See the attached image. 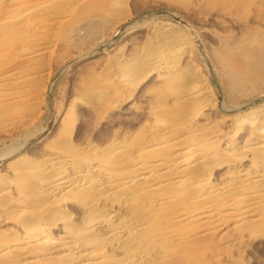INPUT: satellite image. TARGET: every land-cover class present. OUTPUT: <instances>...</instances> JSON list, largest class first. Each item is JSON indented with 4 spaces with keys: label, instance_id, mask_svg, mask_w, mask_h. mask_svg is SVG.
<instances>
[{
    "label": "rangeland",
    "instance_id": "374dc122",
    "mask_svg": "<svg viewBox=\"0 0 264 264\" xmlns=\"http://www.w3.org/2000/svg\"><path fill=\"white\" fill-rule=\"evenodd\" d=\"M36 1L41 3L46 1L45 4H49L50 8L45 11L41 9L40 13H37ZM60 1L63 0H0V9L2 10H0V22L7 20L11 23H17L26 17L31 19L28 22L29 28L27 26L24 27V35L28 34L27 40H25L26 38L23 39L22 28L15 29L11 33L8 31V34L6 33L8 36L5 35L7 39L13 41V46L8 48L6 46L0 47L5 48H3V53H1L0 49V93L1 91L5 93L14 91V94L19 96L15 100L14 105H12L14 108L12 107L11 112L0 113V192L3 189V194H11L12 192L13 196L22 197L23 199H18L22 201V205L27 206L25 202L28 203V201H25L26 198L20 195L23 194L20 190L25 185H23L24 181L19 173L24 168L29 170L31 174L33 173L32 175H39V173L43 172V168L47 163L52 162L56 158L57 160L60 159L59 163H61L56 165L60 166V169H64L63 171L69 172V175L73 174L74 167H79L83 168V173L87 176H95L94 179L102 180L103 177L94 175L93 169L89 170L85 166V163L87 162L86 164H88L89 160L90 163L94 164V160H97L100 151L103 155L108 153L106 158L111 155L120 160L122 159L121 163L118 164L119 168H116L120 169L122 167L124 169L125 165L130 164L131 159H135V156L153 158L155 153L161 154L162 151L163 154L171 151L174 147H177V144H185L193 140H205V142H208V146L205 147L203 145V150H208V155L203 160L206 163H203V174L198 175L196 171H193L190 174V178H193L189 179V183L195 180L194 177L197 179L203 178V182H206L208 187L211 186L209 191L212 199L207 204L212 205L211 207L214 210L210 214L188 218L185 223V219H181V221L180 219L175 220L172 218V213L169 212L168 208L162 210L163 207L153 204L155 202L151 198V193L150 198L146 193L136 194L143 201V205L150 206L153 212L154 210L157 212H154V215H157L158 220L155 217L149 219L157 221L156 229L159 227L157 231L161 235L160 239L158 238L159 241L156 240V244L154 243L156 246L153 247V243H149L153 241L152 239H145L149 245L145 241L134 244L135 246L131 253L136 254L137 264H139L138 262L140 264H150V262L152 264H174V262H169L173 260L178 262L181 259V263L178 262L177 264H264V205L262 204L264 203V152L259 153L261 151L260 147L264 145V91L260 95L257 92V89L259 91L261 87H264V80L263 82L250 81L247 70L249 68L247 67L248 65L252 66L254 64L256 66L260 64L264 68V0H117L112 12L107 15L108 21L113 20L109 25H106V27L103 25L104 28L102 26L96 27L98 28L95 29L96 32L98 31L96 35L89 34L78 38L73 36L72 33H66L63 28L64 25L67 27L65 22L77 20L74 13L62 18L65 21L61 25L58 24L56 26L57 22L55 21L59 18L55 6ZM3 3H7V5ZM25 9H28V11ZM17 13L18 16H16ZM4 15L10 16L4 19ZM39 15L42 16L40 17ZM37 17L40 18L37 19ZM48 18L52 21L47 20L49 22H45ZM30 25L33 26V29ZM43 28L46 29L43 30ZM0 41L2 42V39ZM43 43L44 45H42ZM37 45H41L44 48L39 53L40 56L26 67L21 52L28 49L27 46L34 47ZM227 49L232 54L227 52ZM160 55L172 59L174 69L176 68L177 70L173 74V81L171 80L168 83L169 86L166 84L167 101L169 103L172 102V98L174 99L175 95L183 91L192 90L196 94L194 96L195 99L190 102L191 108L195 107L197 109L195 112L196 117L193 119V121H196L187 123V125L189 124L188 126L182 124L181 119L172 118L170 115L164 117L163 114L156 110L155 98L150 89L156 86L159 87L163 81V78L159 77L158 71L153 66V61ZM257 56L260 58L259 60H256L258 59ZM39 57L41 58L39 59ZM18 63L20 64L18 65ZM21 63L23 66H20ZM151 63L153 64L150 66ZM246 67L247 69L245 70ZM20 68L22 71L24 70V72L19 74L21 79L13 80L6 77L8 73H14L15 71L18 73L21 71ZM4 72L7 74L3 75ZM241 72L244 74L243 78L239 76ZM86 85L88 86L87 90L84 89ZM89 87L97 90L95 91L97 92L95 96H99L101 103L89 98V93L87 94L86 92L89 91ZM169 87L172 91H168ZM172 87L174 89L177 88L173 90L171 89ZM106 108H108L105 112L106 114L104 113L100 117L99 109L102 111ZM153 108L154 110H152ZM96 110H98V113ZM166 120L168 122H165ZM178 121L181 123L178 124ZM189 127L192 130L194 128V130L192 131ZM261 127L263 129H260ZM150 128L153 129L151 130ZM169 130L173 132L168 134ZM191 131L192 133H190ZM181 135L185 138L184 143V138ZM189 135L192 136L191 140ZM210 136H213L212 139ZM161 141L163 142L161 143ZM58 143H60L61 147L64 144V147L61 148ZM51 144H54L55 147H52L54 145L50 146ZM148 144L157 145L153 149L146 148L145 151L143 148ZM124 147L126 148L124 149ZM159 148L160 150H158ZM71 149L75 152L72 150L70 153ZM242 149L244 150L241 152ZM76 151L79 154L81 153L80 156L82 153L84 155L83 151H85L84 157L86 153H90L86 156L88 159L86 157L83 158V156H81L82 158L78 157L79 154ZM65 152H69L68 156L73 163L71 169L70 167H65L67 163L60 162V155ZM101 152L100 154H102ZM209 152L219 155L213 157V153L210 154ZM74 153H76L75 155L78 158ZM126 154L131 156L129 157ZM221 154L226 156L223 155L222 157ZM56 155L59 157L57 158ZM258 155L260 156L258 157ZM99 157H102V155ZM215 158L217 163L214 162ZM217 158H219L218 161ZM48 160L50 161L48 162ZM231 161L233 162L232 164ZM26 163L33 169L34 166L35 169H38L33 170L30 166L27 167L28 164L26 165ZM42 163L46 165L43 166ZM16 165H20L18 166L20 169ZM228 165H230L231 169ZM34 171L37 172L35 173ZM259 171L261 172L259 173ZM187 174H184L185 176L182 178H189ZM239 175H244L243 177L246 178H242ZM13 176H16V181L12 180L14 179ZM99 182V186L86 191L85 194L88 193L89 195V198L86 197L87 201L83 202L81 198H66L63 200L64 203L61 208L54 213L48 214V212H44L38 214V217H40L38 218L39 221L43 220L41 225H43L45 230L53 236L63 235L66 230L63 228V222L69 221L81 228L83 223L85 225L92 219L90 216L93 217L98 214H107L117 225H120L118 223L123 224L128 220V223L125 224L136 223L139 219L137 217L138 214L131 209L133 205L131 198L133 196H127L128 194L125 195L120 193V191H107L97 195V189L99 187L101 189L102 185H104L101 183L102 181ZM15 184L22 185L15 186ZM175 184L178 185V183ZM240 186L245 190L241 189ZM18 187L22 188H19L18 191ZM174 189H176L175 186H173ZM3 194L0 193V197ZM175 194L168 197L166 206L171 202L172 205L173 203L175 204L173 206L174 210L179 208V206V209L183 210H190L193 207L192 204L194 202H189L187 199L182 202L179 201L181 196L178 199L177 195H182L181 190L176 191ZM95 195L99 198L100 204L98 201V204H92L93 198L96 197ZM261 195L263 198H261ZM103 199L108 202L106 203ZM232 199L233 206L229 203ZM245 200L247 201L245 202ZM212 201H216L215 204ZM105 204L107 205L105 206ZM79 207L81 208L80 210ZM239 207L242 208L240 209ZM215 208H219V211ZM223 208H228V211L225 209L223 211ZM231 208L233 210L229 211ZM61 209L65 211L63 210L62 212ZM122 209L124 210L123 212ZM106 210L108 211L106 212ZM248 210L250 211L249 213ZM252 210L253 213L251 212ZM9 212L0 208V242L10 240L13 235L22 236L26 232L25 228H23L24 226H22L23 217L21 218L16 211L13 213ZM61 213H64V216ZM219 213L221 214L219 215ZM235 214L237 219L234 216ZM49 215L52 216L49 218ZM57 215H59V218ZM197 217H199V220ZM240 217H243L242 220L244 222ZM245 217L249 218L246 219ZM239 219L242 221L241 223L238 222L240 221ZM47 223L54 224L48 225ZM14 229L15 231L17 229V231L15 232ZM99 232L103 233L105 230L99 229ZM101 235H103L102 237H107L103 241H108L107 234ZM176 238L177 240H175ZM107 247L106 252L109 255L115 256V258L119 257L118 254L121 257L125 256L122 255L124 254L121 251L122 247L120 249L116 245L109 244ZM118 250L119 253L116 252ZM143 255L145 256L143 257ZM155 255H158V257Z\"/></svg>",
    "mask_w": 264,
    "mask_h": 264
},
{
    "label": "bare ground",
    "instance_id": "6f19581e",
    "mask_svg": "<svg viewBox=\"0 0 264 264\" xmlns=\"http://www.w3.org/2000/svg\"><path fill=\"white\" fill-rule=\"evenodd\" d=\"M30 1V0H29ZM39 1V0H38ZM41 1V0H40ZM120 1V0H119ZM35 2V1H33ZM37 2V1H36ZM115 2H117V0H69V1H60L59 3L56 4V12H57V16H58V20L55 21L57 22L56 26L59 24L61 25L63 23L62 18H65L67 15L74 13V16L77 17V20L74 22H65L67 24V27L64 25V29L66 31V33H72L73 36L75 37H85L86 35L89 34H94L96 35L95 29H98L96 27H100L103 25H105L104 27H106V25H109L113 20L108 21L107 20V15L110 14V12H112L113 8H114V4ZM14 3V2H13ZM20 3V2H19ZM45 2H37L35 4V6L38 7V12L40 13V10H46L48 8H50L49 4H45ZM6 4L7 3H3ZM2 4V5H3ZM29 4V2H28ZM8 6H9V2H8ZM19 6V5H18ZM7 7V6H5ZM3 7V8H5ZM14 7V6H11ZM33 7V6H32ZM30 7V8H32ZM1 8V7H0ZM2 8V9H3ZM28 8V9H30ZM7 9V8H6ZM16 9V7H15ZM28 9L26 11H28ZM1 10V9H0ZM20 10V9H19ZM2 11V10H1ZM11 13V12H10ZM22 13V12H21ZM7 14V13H6ZM9 14V12H8ZM13 14H15V12H13ZM20 14V13H19ZM36 15V14H35ZM44 15V14H43ZM3 16V15H1ZM8 15H4V19L6 17L7 19ZM10 16V15H9ZM8 16V17H9ZM16 16H18V13L16 14ZM40 16V15H39ZM42 16V15H41ZM40 16V17H41ZM51 16V14H50ZM14 17V16H13ZM36 17V16H35ZM40 17H37L40 18ZM12 18V17H11ZM3 20V18H1ZM10 19V18H9ZM35 19V18H34ZM36 19V20H37ZM29 20H31L30 18L26 17L23 20L19 21V22H15V23H11L10 21L7 20H3L0 22V40L2 39V42L0 43V47L1 46H6L7 48L9 46H13V41H11L10 39H7V37L5 35H7L8 31L11 33L12 30L15 29H19L22 28L23 31V39L26 38L25 40L28 39V34L24 35V27H28L29 28ZM49 20L50 22L52 20H50V18L46 19L45 22ZM35 21V20H34ZM33 21V23H34ZM44 21V20H43ZM47 21V22H49ZM36 23V22H35ZM40 20H39V24H40ZM44 23V22H42ZM38 24V23H37ZM35 25V24H34ZM41 25V24H40ZM45 25V23L43 24ZM42 25V26H43ZM32 26V25H30ZM37 27V26H36ZM41 27V26H40ZM103 27V28H104ZM38 28V27H37ZM42 28V27H41ZM40 28V29H41ZM67 28V29H66ZM33 29V26H32ZM46 29V28H45ZM43 28V30H45ZM50 29V28H49ZM47 29V30H49ZM27 30V29H26ZM37 30V29H36ZM29 31V29H28ZM64 31V32H65ZM37 32V31H36ZM58 32V31H56ZM7 33V34H6ZM20 34H22L20 32ZM71 34V35H72ZM98 34V33H97ZM13 35V34H12ZM69 35V34H68ZM8 36V35H7ZM11 36V35H10ZM26 36V37H25ZM13 37V36H12ZM74 37V38H75ZM9 38V37H8ZM21 38V37H20ZM19 38V39H20ZM109 38V37H108ZM82 39V38H80ZM99 40V39H98ZM250 41V40H248ZM37 42V41H36ZM42 43V42H41ZM40 43V44H41ZM45 43V42H44ZM44 43L42 45H44ZM253 44V43H251ZM242 45V44H241ZM250 45V44H249ZM235 46V45H234ZM49 47V46H48ZM172 47V46H171ZM233 47V46H232ZM4 48V47H3ZM3 48L1 49V53H3ZM20 48V47H19ZM26 48V47H23ZM28 49L23 50V52H21L23 54L22 58H23V62L25 64V66L27 67L28 65H30L32 63V61L34 62L35 58H37L38 56H40L39 53H41V50L44 48L41 47V45H37L34 47L31 46H27ZM227 48V47H226ZM225 48V49H226ZM231 48V47H230ZM229 48V49H230ZM5 49V48H4ZM221 49V48H220ZM223 49V48H222ZM254 49V48H253ZM20 50V49H19ZM169 51V50H168ZM249 51V50H247ZM14 52V50H13ZM227 52L228 51L227 49ZM253 52V51H251ZM255 52V51H254ZM153 53V52H152ZM163 53V52H162ZM172 53V52H171ZM231 53V52H230ZM243 53V52H242ZM241 53V54H242ZM43 54V53H42ZM168 54V53H167ZM226 54V53H224ZM232 54V53H231ZM244 54V53H243ZM153 55V54H152ZM174 55V54H173ZM177 55V54H175ZM244 57V56H243ZM41 57H39L40 59ZM247 58V57H246ZM245 58V59H246ZM258 58V56H257ZM18 59V58H17ZM260 58L256 59L259 60ZM16 60V59H15ZM14 60V61H15ZM22 60V59H21ZM39 61V60H37ZM261 61V60H260ZM19 62V60H18ZM22 62V61H20ZM154 64L151 63L150 66L153 64L154 68L158 71V75L159 77L163 78V81L161 82L159 87H152L150 89V91L153 93L154 98H155V107L156 110H158L161 114L164 115V117L166 116H171L172 118L176 117L177 119H181L182 120V124L187 125V123H191L193 121V119L196 117L195 116V112L197 111V109L195 107L191 108L190 102H192V100H194V96L196 95L194 92H192V90H188V91H181L182 93L177 94L174 96V99L172 98V102H168L167 101V93H166V84H168L172 79H173V74L176 70V68L174 69V63L172 59H169L168 57H165L164 55H160L158 58H156L154 61ZM248 62V61H246ZM251 62V61H250ZM263 62V61H262ZM261 62V63H262ZM20 63H18L19 65ZM27 64V65H26ZM258 64V63H256ZM18 65H16L18 67ZM149 65V64H148ZM180 65V64H179ZM227 65V64H226ZM20 66H23L22 63ZM32 66V65H31ZM35 66V65H34ZM140 66V65H139ZM259 65H248L247 67H249L247 69V67L245 68V70L247 69L249 72V76H250V81H258V82H263V77H264V68ZM264 66V65H263ZM30 67V66H29ZM224 67V66H223ZM227 67V66H226ZM243 67V66H241ZM32 68V67H30ZM151 68V67H150ZM182 68V67H181ZM21 69V68H20ZM180 69V68H179ZM237 69V68H236ZM241 69V68H240ZM27 70V68H26ZM142 70V69H141ZM244 70V71H245ZM7 71V70H6ZM28 71V70H27ZM156 71V72H157ZM179 71V70H178ZM188 71V70H187ZM238 71V70H237ZM235 71V72H237ZM8 72V71H7ZM10 72V70H9ZM22 72H24V70L19 71L18 73L15 71L14 73H6L4 72L3 75L5 74L6 77L12 78L13 80H17L18 78L21 77ZM177 73V72H176ZM1 74V73H0ZM155 74V73H154ZM237 74V73H236ZM239 74V73H238ZM241 72V74H239V76H241L242 78L244 77V74ZM122 75V74H120ZM183 76V75H182ZM181 76V77H182ZM23 77V75H22ZM180 77V76H179ZM239 77V78H241ZM247 77V76H246ZM8 78V79H9ZM154 78V77H153ZM1 79V78H0ZM3 79V78H2ZM21 79V78H20ZM181 79V78H179ZM190 79V78H189ZM234 79V78H233ZM236 79V78H235ZM248 80V78H246ZM3 80H6L5 78ZM238 80V79H237ZM245 80V79H244ZM2 81V80H1ZM173 81V80H172ZM236 81V80H235ZM157 82V81H155ZM241 82V81H240ZM246 82V80H245ZM248 82V81H247ZM180 83V82H179ZM236 83V82H235ZM238 83V81H237ZM1 84V82H0ZM82 84V83H81ZM172 84V82H171ZM176 84V83H175ZM243 84V83H242ZM252 84V83H251ZM254 84V83H253ZM238 85V84H237ZM240 85V83H239ZM169 86V84H168ZM171 86V85H170ZM180 86V85H179ZM189 86V85H188ZM245 86V85H244ZM151 87V86H150ZM174 87V86H173ZM171 88L173 90H175L174 88ZM243 87V86H242ZM8 88V87H7ZM13 89H15L14 87H12ZM94 88V87H93ZM85 90L88 89V86L86 85L84 87ZM183 89V88H182ZM181 89V90H182ZM185 90V88H184ZM11 91V90H10ZM97 90L95 89H90L89 87V91H86L87 94L89 95V98L91 100H96L97 102L99 101V96H95V94L97 95V92H95ZM168 91H172L169 90ZM180 91V90H179ZM264 91V87H261V89L257 92L260 95L261 93H263ZM169 93V92H168ZM179 93V92H178ZM257 94V93H256ZM20 95V94H19ZM23 95V94H22ZM21 95V96H22ZM20 96V98H21ZM170 96V95H169ZM17 97L19 98V96L17 94H14V91L12 92H3L1 91L0 93V113L1 112H11L12 110V105H14L15 100L17 99ZM198 98V97H197ZM104 99V98H103ZM151 100V99H150ZM102 101V99H101ZM100 102V101H99ZM104 102V101H103ZM96 103V102H95ZM101 103V102H100ZM152 103V102H151ZM195 103V101H194ZM107 104V103H106ZM190 105V106H189ZM21 106V105H20ZM14 108V107H13ZM101 108V107H99ZM110 108V107H108ZM106 108L105 110H102L103 108L99 109V116L101 117L106 110L108 109ZM112 108V107H111ZM96 109V108H95ZM23 110V109H21ZM112 110V109H111ZM154 110V108L152 109ZM18 111V110H17ZM98 113V110H96ZM16 112V111H15ZM259 113V112H258ZM106 114V113H105ZM156 115V114H155ZM107 116H109V114H107ZM207 116V115H206ZM152 117V116H151ZM163 117V116H162ZM206 118V117H205ZM208 118V117H207ZM165 120V119H164ZM161 121V120H160ZM196 121V120H194ZM193 121V122H194ZM162 122V121H161ZM165 122H168V120H166ZM179 122V121H178ZM27 123V122H26ZM30 123V122H29ZM163 123V122H162ZM181 122H179L178 124H180ZM207 124V123H206ZM150 125V124H149ZM148 125V126H149ZM194 125V124H191ZM203 125V124H201ZM253 125V124H252ZM147 126V127H148ZM155 126V125H154ZM196 126V125H195ZM210 126V125H209ZM153 127V126H152ZM213 127V126H212ZM263 127V126H262ZM260 129H263V128ZM154 128V127H153ZM152 128V129H153ZM166 128V127H165ZM169 128V127H167ZM171 128V127H170ZM182 128V127H180ZM209 128V127H208ZM151 129V128H150ZM151 129V130H152ZM156 129V128H155ZM174 129V128H173ZM187 129V128H186ZM185 129V130H186ZM189 129L192 130L191 127H189ZM196 129V128H195ZM203 129V128H202ZM163 130V129H161ZM166 130V129H165ZM194 130V128H193ZM192 130V131H193ZM197 130V129H196ZM199 130V129H198ZM209 130V129H208ZM149 131V130H148ZM160 131V130H159ZM167 131V130H166ZM189 131V130H188ZM192 131L190 133H192ZM201 131V130H200ZM211 131V130H210ZM173 132V131H172ZM170 130L168 131L169 133ZM180 132V131H179ZM205 132V131H204ZM216 132V131H215ZM151 133V132H150ZM162 133V132H161ZM186 133V132H185ZM189 133V132H188ZM208 133V132H207ZM107 134V132H106ZM152 134V133H151ZM148 134V135H151ZM164 134V133H163ZM167 134V133H166ZM201 134V133H200ZM214 134V133H212ZM219 134V133H218ZM260 134V133H259ZM108 135V134H107ZM185 135V134H184ZM198 135V134H197ZM206 135V134H205ZM208 135V134H207ZM210 135V132H209ZM217 135V134H216ZM155 136V135H153ZM182 136V135H181ZM180 136V137H181ZM196 136V135H195ZM222 136V135H221ZM225 135L223 134V137ZM264 136V135H263ZM262 136V137H263ZM178 138V136H176ZM179 137V138H180ZM184 138V136H182ZM181 137V139H183ZM194 137V136H193ZM211 137V136H210ZM213 137V136H212ZM211 137V139H212ZM215 137V135H214ZM260 137V136H259ZM155 138V137H153ZM175 138V137H174ZM192 139V136L189 135V139ZM195 138V137H194ZM225 138V137H224ZM249 138V137H248ZM261 138V137H260ZM115 139V138H114ZM162 139V138H160ZM169 139V138H168ZM176 139V138H175ZM190 139V140H191ZM197 139V138H196ZM223 139V138H221ZM230 139V138H229ZM123 140V139H122ZM126 140V139H125ZM129 140V139H127ZM174 140V139H173ZM264 140V139H263ZM114 141V140H113ZM112 141V143H113ZM157 141V140H156ZM171 141V140H170ZM188 141V140H187ZM186 141V142H187ZM194 141V140H193ZM188 142L185 144H177V147L171 151H167L166 153L162 154H157L155 153L154 157L151 158H144L141 156H135V159H131L130 164L128 165H123L124 169L121 167L120 169H117L116 167H118V164L121 163L119 158L116 157H112L110 155V157L106 158V156H108V153H106L105 155L100 154L98 155L97 160H94V164L89 163L86 164L85 166L86 168L93 169L94 171V175H98L103 177L102 180L99 179H94V177H90L87 176L86 174L83 173V168H75L73 170V174L69 175V172H65L63 171L64 169H60V166L58 167L56 164L59 163V160H57L55 158V160H52V162H49L50 160H48L49 163H47V165H43L44 163H42L43 166H45L43 168V172L39 173V175L35 174L37 171H34L35 175H32L29 170H26L25 168L22 169L19 173L21 179L24 181L25 187L23 189H21L20 191H22L23 197L26 198L25 202L27 204L26 205H22L21 202L18 198L20 197H15L13 196L12 192L11 194L9 193H2L3 194L0 197V208L3 209L4 211H10L9 213H13L14 211H16V213H18V215L21 216V218L23 217L24 220L23 221V228H25L26 232H22V236H17V235H13L10 240L4 241V242H0V264H137V256L135 253H131L133 247L138 244L141 243L142 241L148 240V239H152V242L149 243H153V247L156 246L154 245V243L156 242V240H158V238L160 237L157 229H156V224L157 221L155 220H151L149 218L151 217H155L156 220L157 219V215H154V212L152 211V208H150V206H145L143 205V201L136 195V194H142V193H146L148 195V197L150 198V193L152 194L151 198L153 199V204H158L160 207H163V209L168 208V210H170L169 212L172 213V218H174L175 220L177 219H185V223L188 221H186V219H190L191 217L195 216H203V214H210L214 208H212V205L207 204L211 199H212V195H210V191L209 189H211L206 182H203V178L197 179L194 177L195 180L190 181L189 183V179L190 178V174L194 171L197 172V174L202 175L203 174V160L206 158V156L208 155L206 150H203V145L205 147L208 146V142H205V140H196L194 142ZM208 141V140H207ZM215 141V140H214ZM140 142V141H139ZM163 141H161L162 143ZM166 142V141H165ZM181 142V141H178ZM185 142V138L183 143ZM210 142V141H209ZM212 142V141H211ZM264 142V141H263ZM66 143V142H65ZM90 143V142H89ZM118 143V142H117ZM123 143V142H121ZM119 143V144H121ZM227 143V142H226ZM262 143V142H261ZM175 144V145H176ZM260 144V142H259ZM54 144H51L50 146H52ZM58 145L60 146V143H58ZM95 145V144H94ZM111 145V144H110ZM122 145V144H121ZM137 145V144H136ZM157 144H148L147 146H145L143 149L146 148H150L153 149L156 147ZM171 145V144H170ZM223 145V144H222ZM226 145V144H224ZM249 145V144H248ZM256 145V144H255ZM258 145V144H257ZM49 146V147H50ZM87 146V145H86ZM90 146V145H88ZM99 146V145H98ZM107 146V145H106ZM105 146V147H106ZM112 146V145H111ZM110 146V147H111ZM114 146V145H113ZM128 146V145H126ZM173 146V145H171ZM211 147V145H209ZM52 147H55L52 146ZM57 147V146H56ZM61 147V146H60ZM64 147V144L61 148ZM97 147V146H95ZM121 147V146H120ZM141 147V146H140ZM139 147V148H140ZM204 147V148H205ZM228 147V146H227ZM245 147H247L245 145ZM82 148V147H81ZM80 148V149H81ZM88 148V147H86ZM93 148V147H92ZM101 148V147H100ZM109 148V147H108ZM126 147H124L125 149ZM220 148V147H219ZM231 148V147H230ZM239 148V147H238ZM248 148V147H247ZM258 148V147H257ZM94 149V148H93ZM106 149V148H105ZM209 149V148H208ZM212 149V148H211ZM214 149V147H213ZM222 149V148H221ZM255 149V148H254ZM261 151H259V153H263L264 152V145L263 147H260ZM259 149V150H260ZM58 150V149H57ZM65 150V149H64ZM73 149L70 150V153L72 152ZM76 150V149H75ZM114 150V148H113ZM142 150V148H141ZM160 150V148L158 149ZM215 150V149H214ZM244 149L241 150V152ZM251 150V149H250ZM55 151V150H54ZM53 151V152H54ZM74 151V150H73ZM79 151V150H77ZM77 154H79V152H77ZM96 151V150H95ZM127 151V150H126ZM144 151V150H143ZM149 151V149H148ZM220 151V150H219ZM232 151V150H231ZM46 152V151H45ZM75 152V151H74ZM81 152V151H80ZM84 155H85V151ZM92 152V151H90ZM98 152V151H97ZM214 152V151H213ZM213 152H209L210 154H212ZM228 152V151H227ZM226 152V153H227ZM230 152V151H229ZM234 152V151H233ZM237 152V151H236ZM251 152V151H250ZM253 152V151H252ZM255 152V151H254ZM44 153V152H43ZM48 153V152H47ZM55 153V152H54ZM58 153V152H57ZM69 152H65L64 154L62 153L60 156L62 163H67L65 167H70V169L73 166V163L70 160V157L68 156ZM74 153V155L76 154ZM95 153V152H94ZM51 154V153H50ZM60 154V153H58ZM81 154V153H80ZM80 154L78 155V157L82 158L81 156H83V158H85L87 155H89L90 153H86V156L84 157L83 153L80 156ZM93 154V153H92ZM112 154V153H111ZM114 154V152H113ZM116 154V153H115ZM130 154V153H129ZM232 154V153H231ZM27 155V154H26ZM100 155H102V157H99ZM128 155V154H126ZM215 155H219V154H215L213 153L212 156L215 157ZM222 155V154H221ZM220 155V156H221ZM224 155V154H223ZM222 155V157H223ZM242 155V154H240ZM46 156V155H45ZM44 156V157H45ZM57 156V155H56ZM77 157V155H75ZM105 156V157H103ZM120 156V155H118ZM117 156V157H118ZM129 157L131 155H128ZM217 156V157H220ZM226 156V155H224ZM260 155H258L259 157ZM47 157V156H46ZM52 157V156H51ZM54 157V156H53ZM59 156H57L58 158ZM77 157V158H78ZM126 157V156H125ZM133 157V156H132ZM237 157V156H236ZM257 157V158H258ZM49 158V157H48ZM87 158V157H86ZM226 158V157H225ZM230 158V157H229ZM254 158V156H253ZM256 158V156H255ZM88 159V158H87ZM95 159V158H94ZM126 159V158H125ZM219 158H217L218 161ZM232 159V157H231ZM230 159V160H231ZM264 159V158H263ZM27 160V159H26ZM74 160V159H73ZM79 160V159H78ZM93 160V159H92ZM216 158L214 159V162ZM45 161V160H44ZM88 161V160H87ZM128 161V160H127ZM226 161V160H225ZM228 161V159H227ZM234 161V160H232ZM231 161V164L233 163ZM236 161V160H235ZM246 161V160H245ZM92 162V161H91ZM239 162V161H238ZM258 162V161H256ZM255 162V164H256ZM264 162V161H263ZM23 163V162H22ZM217 163V162H216ZM260 163V162H258ZM14 164V163H13ZM28 163H26L27 165ZM61 164V163H59ZM206 164V163H204ZM223 164V163H222ZM225 164V163H224ZM235 164V163H234ZM254 164V163H253ZM254 164V165H255ZM22 165V164H20ZM18 165V166H20ZM23 165H25L23 163ZM64 165V164H63ZM243 165V163H242ZM247 165V164H246ZM249 165V164H248ZM252 165V164H251ZM17 166V165H16ZM17 166V167H18ZM30 165L28 164L27 167H29ZM230 165H228L229 167ZM239 166V165H238ZM257 166V165H256ZM16 167V168H17ZM26 167V166H24ZM31 167V166H30ZM237 167V166H235ZM254 167V166H253ZM259 167V166H257ZM20 169V167H18ZM119 168V167H118ZM126 168V169H125ZM211 168V167H209ZM208 168V169H209ZM226 168V167H225ZM230 168V167H229ZM249 168V167H248ZM252 168V167H251ZM30 169V168H29ZM31 169H33L31 167ZM35 169V166H34ZM33 169V170H34ZM38 169V168H37ZM35 169V170H37ZM68 169V168H67ZM66 169V170H67ZM205 169V168H204ZM231 169V168H230ZM242 169V167H241ZM240 169V170H241ZM245 169V168H244ZM253 169V168H252ZM32 170V171H33ZM259 170V169H258ZM91 171V172H93ZM225 171V170H224ZM118 172V174H116ZM246 172V171H245ZM256 172V171H255ZM261 171H259L260 173ZM188 173V174H187ZM208 173V172H207ZM225 173V172H224ZM258 173V172H257ZM264 173V172H263ZM116 174V175H115ZM187 174V176L189 178H182ZM243 174V173H242ZM223 175V174H222ZM237 175V174H236ZM249 175V174H248ZM247 175V176H248ZM251 175V174H250ZM240 176V175H239ZM244 176V175H243ZM240 176L242 178H246ZM256 176V175H255ZM12 177V176H11ZM14 177V176H13ZM30 177V178H29ZM231 177V176H230ZM250 177V176H249ZM16 176L14 177V181ZM105 178V179H104ZM228 178V177H225ZM237 178V176H236ZM253 178V177H252ZM255 179V178H254ZM213 180V179H212ZM224 180V179H223ZM239 180V179H238ZM258 180V179H257ZM12 181V182H14ZM99 181H102L101 183H103L104 185H102L103 187L100 189V187L97 189V195L102 194L103 192H115V191H120V193L123 194H128L127 196H133V198H131L132 201V211L136 212L138 215V221L136 223H131V225L129 224H125L128 223H118L120 225H117V223H114L113 220H111L110 217H108V215H104V214H98L96 216H90L92 219L90 220V218H88L90 221H88L85 225L83 223V226L77 227L75 225H73L72 223H70L69 221H65L63 222L64 225V229H66L64 231L63 235H57V236H53L51 235L49 232H47L45 230V228L43 227V225H41V221L43 222V220L39 221L38 218V214L40 213H44V212H55L57 210H59L61 208V205L64 203V199H68V198H81L83 200V202L87 201L89 198L88 193H86V191L88 189H94L95 186H99ZM242 181V179H241ZM246 181V179H245ZM21 182V180H20ZM211 182V181H210ZM222 182V180H221ZM226 182V181H225ZM230 182V181H229ZM234 182V181H233ZM237 182V181H236ZM18 183V182H16ZM175 183H178V185H176ZM216 183V182H215ZM14 184V183H13ZM217 184V183H216ZM258 184V183H257ZM17 184H15L16 186ZM18 185H22V184H18ZM17 185V186H18ZM213 185V182H212ZM220 185V184H219ZM232 185V184H231ZM173 186L176 187V189L173 190ZM221 186V185H220ZM229 186V185H228ZM232 186H235L234 184ZM262 186V185H261ZM10 187V186H9ZM255 187V186H254ZM253 187V189H254ZM15 188V187H14ZM17 188V187H16ZM19 188L22 187H18V191ZM241 189H243L242 186H240ZM252 188V187H249ZM232 189V188H231ZM247 189V188H246ZM1 190V189H0ZM17 190V189H16ZM181 190L182 195H177V198L179 196H181V198L179 199L180 202L185 201L186 199L189 200V202H194L193 207L190 210H183V209H179L177 208L176 210H174L173 206L175 205L171 202H169V204H167L166 206V200H168V197L172 196L173 194H175L176 191ZM213 190V189H212ZM218 190V188H217ZM245 190V189H243ZM252 190V189H251ZM263 190V189H262ZM222 191V190H221ZM230 191V189H229ZM7 192V191H6ZM93 192V191H92ZM228 192V191H226ZM260 192V190H259ZM21 193V192H19ZM90 193V192H89ZM95 193V192H94ZM225 193V192H224ZM247 193V191H246ZM252 193V192H251ZM250 193V194H251ZM254 193V191H253ZM252 193V194H253ZM256 193V192H255ZM262 193V191H261ZM260 193V194H261ZM249 194V191H248ZM97 195H95L96 197L93 198L92 200V204H96L98 199ZM118 195V194H117ZM136 195V196H135ZM238 195V194H237ZM237 195H235L237 197ZM121 196V195H120ZM146 196V195H145ZM234 196V197H235ZM239 196V195H238ZM87 197V198H86ZM99 197V196H98ZM115 197V196H114ZM219 197V196H218ZM22 198V197H21ZM20 198V199H21ZM24 198V199H25ZM105 198V197H104ZM119 198V196H118ZM256 198H260V197H256ZM261 198L262 195H261ZM23 199V198H22ZM87 199V200H86ZM176 199V200H178ZM247 199V198H246ZM74 200V199H73ZM101 200V199H100ZM104 200V199H103ZM147 200V199H146ZM170 200V199H169ZM172 200V199H171ZM214 200V199H213ZM217 200V199H216ZM243 200V199H242ZM251 200V199H250ZM258 200V199H257ZM105 201V200H104ZM121 201V200H120ZM145 201V200H144ZM222 201V200H221ZM241 201V200H240ZM239 201V202H240ZM247 200H245L246 202ZM20 202V203H19ZM72 202V200H71ZM106 202V201H105ZM108 202V201H107ZM106 202V203H107ZM111 202V201H110ZM175 202V201H174ZM187 202V201H186ZM188 202V203H189ZM211 202V201H210ZM214 202V201H212ZM216 202V201H215ZM215 202L213 204H215ZM225 202V201H224ZM19 203V204H17ZM99 203V201H98ZM97 203V204H98ZM124 203V202H123ZM127 203V202H126ZM129 203V202H128ZM152 203V201H151ZM218 203V202H217ZM226 203V202H225ZM229 203H231V206H233V199L229 201ZM242 203V201H241ZM260 203V201H259ZM29 204V205H28ZM90 204V203H89ZM100 204V203H99ZM112 204V203H111ZM131 204V203H130ZM227 204V203H226ZM252 204V203H251ZM256 204V203H255ZM264 205V203H262ZM102 205V204H101ZM107 204H105L106 206ZM123 205V204H122ZM190 205V204H189ZM217 206L221 205L219 203L216 204ZM228 205V204H227ZM103 206V205H102ZM118 206V205H117ZM254 206V204H253ZM94 207V206H93ZM96 207V206H95ZM121 207V206H120ZM131 207V206H130ZM177 207V206H176ZM191 207V206H190ZM248 207V206H247ZM244 207V208H247ZM83 208V205H82ZM117 208V207H116ZM125 208V206H124ZM159 208V207H158ZM212 208V209H211ZM240 208V207H239ZM242 208V207H241ZM240 208V209H241ZM243 208V209H244ZM258 208V207H256ZM260 208V206H259ZM264 208V206H263ZM81 208L79 207V210ZM101 209V208H100ZM99 209V210H100ZM126 209V208H125ZM129 209V208H128ZM160 209V208H159ZM216 209V208H215ZM219 208H217L216 210H218ZM226 211H228V208H223ZM248 209V208H247ZM255 209V207H254ZM14 210V211H13ZM62 212L64 209H61ZM60 210V211H61ZM93 210V209H92ZM117 210V209H116ZM130 210V209H129ZM157 210V209H156ZM233 210L232 208L229 209ZM236 210V209H234ZM238 210V209H237ZM236 210V211H237ZM13 211V212H12ZM50 211V212H49ZM65 211V210H64ZM85 211V210H84ZM108 210H106L107 212ZM118 211V210H117ZM116 211V212H117ZM124 210L122 209V212ZM128 211V210H126ZM131 211V210H130ZM158 211V210H157ZM216 211V212H217ZM239 211V210H238ZM260 211V210H259ZM67 212V211H66ZM69 212V211H68ZM111 212V211H110ZM222 212V211H221ZM247 212V211H246ZM250 211L248 210V213ZM253 213V210L251 211ZM7 213V212H6ZM99 213V212H98ZM103 213V212H101ZM157 213V212H155ZM218 213V212H217ZM236 213V212H235ZM57 214V213H56ZM66 214V213H65ZM70 214V213H69ZM68 214V215H69ZM115 214V213H113ZM159 214V213H158ZM168 214V213H167ZM221 213H219L220 215ZM224 214V212H223ZM234 214V213H232ZM232 214H230L232 216ZM240 214V213H238ZM246 214V213H244ZM259 214V213H258ZM256 214V215H258ZM1 215V214H0ZM61 215L64 216V213ZM90 215V214H89ZM126 215V214H125ZM124 215V216H125ZM171 215V214H170ZM214 215V214H213ZM251 215V214H250ZM255 215V214H254ZM52 215H49V218ZM59 218V215H57ZM67 216V215H66ZM70 216V215H69ZM123 216V215H122ZM166 216V215H165ZM217 216V215H216ZM226 216V215H225ZM228 216V214H227ZM230 216V217H231ZM236 216V214L234 215ZM259 216V215H258ZM13 217V216H12ZM81 217V216H80ZM233 217V216H232ZM231 217V218H232ZM252 217V216H250ZM256 217V216H255ZM260 217V216H259ZM55 218V217H54ZM62 218V217H60ZM118 218V217H117ZM120 218V217H119ZM199 217H197L198 219ZM206 218V216H205ZM204 218V219H205ZM210 218V217H209ZM234 218V217H233ZM239 218V217H238ZM241 218V217H240ZM246 219L249 217H245ZM5 219V218H4ZM43 219V218H42ZM64 219V218H62ZM85 219H87V217H85ZM168 219V218H167ZM208 219V218H207ZM237 219V216H236ZM243 219V217L241 218V220ZM252 219V218H251ZM254 219V217H253ZM61 220V219H60ZM80 220V219H79ZM135 220V219H134ZM199 220V219H198ZM201 220V217H200ZM203 220V219H202ZM240 220V219H239ZM238 221V222H242V221ZM258 220V219H257ZM260 220V219H259ZM21 221V220H20ZM50 221V220H48ZM87 221V220H85ZM132 221V220H131ZM182 221V220H181ZM191 221V220H190ZM195 221V219H194ZM255 221V220H254ZM47 222V221H44ZM119 222V221H118ZM150 222V223H149ZM165 222V221H164ZM169 222V221H168ZM172 222V221H171ZM200 222V221H199ZM198 222V223H199ZM244 222V221H243ZM246 222V221H245ZM251 222V221H250ZM257 223V221H255ZM55 223V222H54ZM54 223H49V224H54ZM177 223V222H176ZM181 223V222H180ZM253 223V222H252ZM48 224V223H47ZM48 224V225H49ZM182 224V223H181ZM254 224V223H253ZM176 225V224H175ZM185 225V224H183ZM158 226V225H157ZM173 227V226H172ZM238 227V226H237ZM242 228V227H241ZM99 229H104L105 232L100 233ZM159 230V229H158ZM163 230V229H162ZM15 231V229H14ZM17 231V229H16ZM15 231V232H16ZM161 231V230H160ZM102 232V231H101ZM164 233V232H163ZM179 233V232H178ZM181 233V232H180ZM13 234V232H12ZM20 234V233H19ZM101 234H107L108 236V241H103L104 239H106L107 237H102L103 235ZM163 235V234H162ZM169 235V234H168ZM172 235V234H171ZM177 235V234H176ZM105 236V235H104ZM170 236V235H169ZM182 236V235H179ZM163 237V236H162ZM183 237V236H182ZM165 238V237H164ZM6 239V238H5ZM9 239V238H8ZM160 239V238H159ZM3 240V239H2ZM177 240V238L175 239ZM179 240V239H178ZM159 241V240H158ZM157 241V242H158ZM164 241V240H163ZM182 241V240H181ZM147 242V241H145ZM180 242V241H178ZM184 242V241H183ZM148 243V242H147ZM148 243V245H149ZM175 243V242H174ZM116 245V247L123 248L121 251L122 255H125L123 257L119 255V257H121L120 259H118L119 257L115 256H111L106 252V247L107 245ZM135 244V245H134ZM156 244V243H155ZM166 244V243H165ZM177 244V243H176ZM183 245V244H182ZM143 246V245H141ZM112 247V246H111ZM151 247V245H150ZM149 247V248H150ZM108 248V247H107ZM113 248V247H112ZM184 248V247H183ZM160 249V248H159ZM144 250V249H142ZM145 251V250H144ZM151 251V250H150ZM162 251V249H161ZM160 251V252H161ZM165 251V250H164ZM175 251V250H174ZM177 251V250H176ZM117 253H119V250L116 251ZM115 252V253H116ZM141 252V251H140ZM148 252V251H147ZM152 252V251H151ZM155 252V251H153ZM168 252V251H166ZM172 252V251H169ZM143 253V252H141ZM140 253V255H141ZM114 254V252H113ZM146 254V252H145ZM160 254V253H159ZM169 254V253H168ZM145 255H143L144 257ZM150 256V255H149ZM156 256V255H155ZM154 257V256H153ZM158 257V255L156 256ZM161 257V256H160ZM169 257V256H168ZM148 258V257H147ZM163 258V257H162ZM204 258V257H203ZM164 260V258H163ZM162 260V261H163ZM182 260V259H181ZM180 260V261H181ZM187 260V259H186ZM141 261V260H140ZM151 261V260H150ZM155 261V260H154ZM153 261V262H154ZM160 261V262H162ZM178 261V262H180ZM158 262V261H157ZM174 262V264H177V261H170L169 263ZM183 262V261H182ZM187 262V261H186ZM140 264V262H138ZM181 263V262H180ZM179 263V264H180ZM184 263V262H183ZM188 263V262H187ZM150 264H152L150 262Z\"/></svg>",
    "mask_w": 264,
    "mask_h": 264
}]
</instances>
